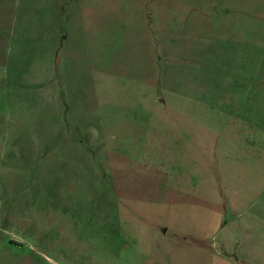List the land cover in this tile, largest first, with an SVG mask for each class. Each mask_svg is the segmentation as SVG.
I'll list each match as a JSON object with an SVG mask.
<instances>
[{
  "label": "rangeland",
  "instance_id": "1",
  "mask_svg": "<svg viewBox=\"0 0 264 264\" xmlns=\"http://www.w3.org/2000/svg\"><path fill=\"white\" fill-rule=\"evenodd\" d=\"M222 17L264 45V0H0V264H264L227 142L252 128L178 110L191 27Z\"/></svg>",
  "mask_w": 264,
  "mask_h": 264
},
{
  "label": "crops",
  "instance_id": "2",
  "mask_svg": "<svg viewBox=\"0 0 264 264\" xmlns=\"http://www.w3.org/2000/svg\"><path fill=\"white\" fill-rule=\"evenodd\" d=\"M196 19V18H194ZM198 19V18H197ZM213 19V18H212ZM209 18L208 23L195 22L191 30L194 33L192 39V56L182 61L183 66L192 63V86L190 89L183 87L182 91L177 94L190 96L198 103L193 106L179 108L178 110H204L209 113L216 111L226 112V120L220 121V126H228L227 121L233 120L241 123L242 127H250L253 131V139L249 138V131H245V137L240 139H227L228 143L245 144V148L239 149L234 147L235 153L231 158H239L242 166L238 171L239 181L241 185L247 186V190H261L255 186V183H264V151L254 154L249 151V143H258L264 147V45L260 42H253L255 46L250 45L248 34L244 26H249L248 19L244 24H236L233 29H226L220 38L210 35L216 26H226L223 21L225 18L214 19ZM204 29L208 26L209 33H204ZM185 29L186 27L183 26ZM234 30L232 34L231 31ZM235 36V37H233ZM221 47V48H219ZM250 47L255 48L250 49ZM189 59V60H188ZM188 60V61H187ZM187 61V62H186ZM255 62L257 70H254ZM185 68V67H184ZM250 68L253 70L250 72ZM181 79V78H180ZM207 80V82H206ZM219 94L225 95V100L221 101L217 98ZM234 96L232 101H228V96ZM207 97L206 100L204 97ZM203 100V101H201ZM200 119L199 122H192L194 129L193 143L197 147L199 144V136L201 128H207L206 131L211 135H216L212 126L215 124L211 118ZM218 124V123H217ZM198 131V132H197ZM205 137V136H204ZM246 150V151H245ZM245 160V162L243 161ZM237 174V173H236ZM247 176V177H246ZM227 177V176H225ZM228 179H226V182ZM250 181L253 183L251 184ZM261 182V183H260ZM210 206V205H209ZM259 218V216L251 219Z\"/></svg>",
  "mask_w": 264,
  "mask_h": 264
}]
</instances>
